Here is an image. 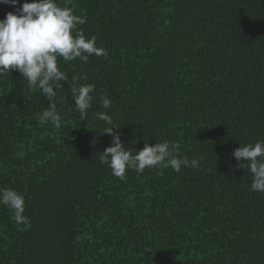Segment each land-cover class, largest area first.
<instances>
[{"label":"trees","instance_id":"16d2710c","mask_svg":"<svg viewBox=\"0 0 264 264\" xmlns=\"http://www.w3.org/2000/svg\"><path fill=\"white\" fill-rule=\"evenodd\" d=\"M23 3H0V19ZM68 3L107 56L58 61L95 89L80 120L61 82L59 129L38 122L50 104L39 88L0 75V189L25 196L31 222L0 205V264H264V193L232 155L264 141V0ZM101 112L133 154L167 141L199 167L115 177Z\"/></svg>","mask_w":264,"mask_h":264},{"label":"clouds","instance_id":"9594fccd","mask_svg":"<svg viewBox=\"0 0 264 264\" xmlns=\"http://www.w3.org/2000/svg\"><path fill=\"white\" fill-rule=\"evenodd\" d=\"M0 3L19 5L20 0H0ZM85 22L82 16L74 14L68 0L63 5L57 0H24L16 11H9L0 19V75L16 70L22 74L30 89H40L50 102L47 109L37 114L41 124L50 123L57 129L62 126V117L53 98L62 87L61 82L64 86L70 79L61 70L62 65L58 61L79 59L86 63L93 55L107 56L104 49L96 46V37L86 39L84 33L77 29V25ZM73 80H70V88L75 112L80 114V120L88 119L94 85L77 87ZM101 102L104 109L112 105L106 95ZM98 119L105 122L103 133L112 136V144L102 152L100 161L111 168L115 177L125 179L128 169L142 173L145 168L160 166L180 172L182 167H199L197 159L189 160L186 155H181L179 144L167 141L154 145L146 142L143 149L133 154L124 146L121 134L116 131L120 127L115 125L112 116L101 112ZM232 155L238 160L240 168H246L251 173V190L264 193V141L241 144ZM0 205L12 210L15 222L23 224L25 230L31 227L29 218L24 215L26 201L22 193L11 188L0 189Z\"/></svg>","mask_w":264,"mask_h":264}]
</instances>
